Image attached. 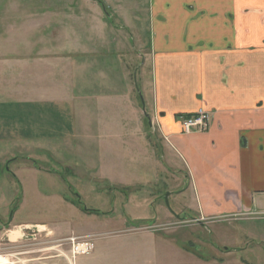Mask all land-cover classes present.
I'll use <instances>...</instances> for the list:
<instances>
[{
	"label": "crops",
	"instance_id": "crops-1",
	"mask_svg": "<svg viewBox=\"0 0 264 264\" xmlns=\"http://www.w3.org/2000/svg\"><path fill=\"white\" fill-rule=\"evenodd\" d=\"M48 1L51 41L14 49L16 65L38 70L10 97L28 107V144L68 139L85 126L90 141L109 139L112 153L130 155L131 137L155 134L195 219L264 212V0H148V61L138 69L148 114L128 68L102 66L124 54L120 37L104 34L106 1ZM43 103L57 105L31 107ZM200 108L210 111L208 129L184 132L183 118ZM51 127L59 129L44 130ZM145 151L157 159L158 150Z\"/></svg>",
	"mask_w": 264,
	"mask_h": 264
},
{
	"label": "rangeland",
	"instance_id": "rangeland-1",
	"mask_svg": "<svg viewBox=\"0 0 264 264\" xmlns=\"http://www.w3.org/2000/svg\"><path fill=\"white\" fill-rule=\"evenodd\" d=\"M105 1L112 20L104 17V34L118 35L124 54L106 57L102 66L128 68L138 106L148 114L138 71L148 61V0ZM48 8V0H0V252L11 254V264H264V212L223 222L195 219L184 211L187 199L176 193L181 183L155 134L131 137L130 155L112 153L109 139L90 141L85 126L68 139L28 144V107L10 97L38 70L16 65L14 49L51 41ZM149 147L158 150V161L146 154ZM86 237L92 251L74 256V244Z\"/></svg>",
	"mask_w": 264,
	"mask_h": 264
},
{
	"label": "built area",
	"instance_id": "built-area-1",
	"mask_svg": "<svg viewBox=\"0 0 264 264\" xmlns=\"http://www.w3.org/2000/svg\"><path fill=\"white\" fill-rule=\"evenodd\" d=\"M211 114L209 110L200 108L195 114L185 116L183 118V131L191 132L196 130L205 131L210 125ZM92 238L86 237L82 241L75 243L73 246V255L76 254H87L93 249ZM11 254H5V252H0V264H11L10 261Z\"/></svg>",
	"mask_w": 264,
	"mask_h": 264
},
{
	"label": "bare ground",
	"instance_id": "bare-ground-1",
	"mask_svg": "<svg viewBox=\"0 0 264 264\" xmlns=\"http://www.w3.org/2000/svg\"><path fill=\"white\" fill-rule=\"evenodd\" d=\"M14 232H12V234H13Z\"/></svg>",
	"mask_w": 264,
	"mask_h": 264
}]
</instances>
